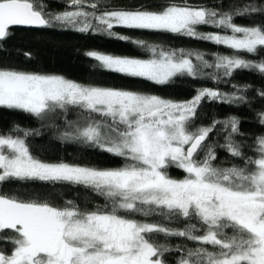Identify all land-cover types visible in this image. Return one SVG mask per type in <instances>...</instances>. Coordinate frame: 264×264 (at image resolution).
Listing matches in <instances>:
<instances>
[{"label": "snow or ice", "instance_id": "obj_1", "mask_svg": "<svg viewBox=\"0 0 264 264\" xmlns=\"http://www.w3.org/2000/svg\"><path fill=\"white\" fill-rule=\"evenodd\" d=\"M256 16L264 17V0H240L227 9L189 0H159L155 8L66 0L59 11L49 10L45 0H0V42L17 26L71 29L127 42L146 53L141 58L85 51L104 71L158 86L177 77L227 84L237 71L264 75V20L235 23ZM201 26L217 31L201 32ZM116 28L181 35L226 47L231 54L216 52L209 58L199 50L134 39ZM230 87L229 92L197 88L192 98L176 101L0 67V107L22 111L41 126L16 124L0 132V187L17 181L82 186L104 201L81 208L56 192H0V242L12 246L0 248V264H169L171 254H176L174 264H264V134L249 138L235 115L207 126L195 123L205 101L250 105V85ZM255 91L264 99V90ZM255 115L264 126V111ZM41 129L62 142L119 158L121 165L41 159L29 141ZM219 150L231 159L217 163ZM173 167L184 176H171ZM152 217L159 220L149 222ZM180 221L183 228L169 226ZM170 238L196 246L173 247Z\"/></svg>", "mask_w": 264, "mask_h": 264}, {"label": "trees", "instance_id": "obj_2", "mask_svg": "<svg viewBox=\"0 0 264 264\" xmlns=\"http://www.w3.org/2000/svg\"><path fill=\"white\" fill-rule=\"evenodd\" d=\"M48 9L59 11L65 8L66 0H45ZM115 6L136 7L141 4H150L154 8L159 6V0H110ZM192 4H203L208 7H223L227 9L231 4L239 3L240 0H189ZM264 17L256 16L254 20L237 18L235 23L249 25L260 22ZM201 32H214L217 29L208 26H201ZM115 31L123 35L131 36L134 39H143L150 43L163 44L173 49L199 50L205 53L231 54V51L223 46H217L210 42H204L181 35L165 32H150L140 30H127L116 28ZM87 50H101L108 53L125 55L130 57H145L146 53L135 45L111 39L103 35L91 33H80L71 29H38L17 26L11 29V35L3 42H0V67L17 68L25 71H36L49 74H59L67 79L80 83H93L102 86L115 87L127 90L147 92L176 101L188 100L196 93L195 89L201 87L220 88L222 91H232L230 85L248 84L251 86L247 95L249 104L240 106L228 105L218 102L205 101L199 109V116L196 120L197 126L210 125L213 119H223L229 115L240 118L241 132L249 138L264 134V126L258 123L256 113L264 111V99L256 95L255 90H264V75L253 71H237L229 79L227 84L208 79H192L188 77H177L172 82L158 86L142 78H129L115 73L104 71L94 67L95 61L87 58L84 52ZM24 53H31L29 59ZM247 59H257L252 55L243 54ZM264 56V52L261 53ZM69 119H76L75 115H69ZM20 125L24 128L39 129L40 123L30 115L19 110H9L0 107V132L8 131L13 125ZM210 139H217L215 133ZM237 139H240L239 137ZM31 150L34 155L48 161L65 160L68 162L89 163L103 168L119 167L121 160L106 153L86 148L85 146L65 143L56 139L55 133L49 129H41L40 136L29 138ZM220 141L223 142L222 137ZM251 143V139L248 140ZM252 155L251 152L247 153ZM217 163L231 159L228 154L219 150ZM169 174L175 178H182L184 172L175 167L169 169ZM27 191L30 193L46 194L50 192L59 193L63 199L74 200L81 208L86 205L90 208L93 204H103V198L96 196L90 189L82 186L56 185L51 186L42 182H10L0 187V192L9 194L12 192ZM57 203L63 200L57 199ZM140 218V217H136ZM159 217H152L149 222H155ZM194 222V221H193ZM173 228H183L184 222H173L169 225ZM10 234V233H8ZM7 235V234H6ZM164 243L162 237L157 238ZM167 243L175 247L177 244L195 247L196 245L183 238H170ZM11 244L0 242V248L10 249ZM209 250H212L211 248ZM176 254L169 256V264H174Z\"/></svg>", "mask_w": 264, "mask_h": 264}, {"label": "water", "instance_id": "obj_3", "mask_svg": "<svg viewBox=\"0 0 264 264\" xmlns=\"http://www.w3.org/2000/svg\"><path fill=\"white\" fill-rule=\"evenodd\" d=\"M22 27H24V26H22Z\"/></svg>", "mask_w": 264, "mask_h": 264}]
</instances>
